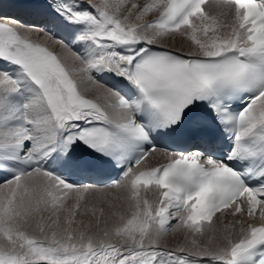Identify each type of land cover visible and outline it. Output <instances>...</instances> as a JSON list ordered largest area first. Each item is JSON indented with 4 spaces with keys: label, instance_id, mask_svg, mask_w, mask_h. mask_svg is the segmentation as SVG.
Masks as SVG:
<instances>
[{
    "label": "snow or ice",
    "instance_id": "obj_1",
    "mask_svg": "<svg viewBox=\"0 0 264 264\" xmlns=\"http://www.w3.org/2000/svg\"><path fill=\"white\" fill-rule=\"evenodd\" d=\"M215 8L209 0H60L54 11L83 47L71 68L25 25L0 21V61L14 66L0 70V173L11 174L0 183V264H264V0ZM169 34L195 51L157 50ZM104 74L128 92L106 87ZM89 85L103 104L82 94ZM185 128L209 148L139 167L158 151L157 137ZM213 128L226 139L219 156ZM86 157L135 167L102 187L62 175L89 166ZM225 210L260 222L238 220L237 235L227 225L217 238L214 217ZM111 217L118 222L109 225ZM169 232L183 242L161 246Z\"/></svg>",
    "mask_w": 264,
    "mask_h": 264
},
{
    "label": "bare ground",
    "instance_id": "obj_2",
    "mask_svg": "<svg viewBox=\"0 0 264 264\" xmlns=\"http://www.w3.org/2000/svg\"><path fill=\"white\" fill-rule=\"evenodd\" d=\"M1 3H4L3 0H0ZM132 2H136L138 4H140L141 6H143V4L146 2V0H132ZM218 2H222V0H209V7L212 8L213 11H218V9L215 8V4ZM157 13L153 12L148 14L142 22L156 16ZM134 19V18H133ZM0 21L4 22V23H9L12 24L15 21L12 20H7V19H1ZM28 28H25L24 30L29 31L31 33V38L35 41L41 42V43H46L48 47H50L53 51H55L58 55H60V57L65 61V63L71 68L74 65H78V61L74 60V57L72 55V51H69L67 48L64 47L63 44H61L60 42L54 40V39H48V37L50 36L49 34H45L44 31H42L39 28H36L34 26H26ZM34 27V28H33ZM52 37V36H51ZM161 44L163 45H169L172 48L175 49H179V50H188V52L191 51H195V46L192 44L191 41H185L184 38H182V35L177 36V34H169L168 36L164 37L161 41ZM183 48V49H182ZM77 81H81L82 79H86V77L82 76L81 74H76L74 77ZM108 88V85H105ZM82 94L85 95L87 98L90 99H96L98 103L103 104L104 101L101 98H98V93L96 91V89L89 85L86 89H82ZM159 159L157 162L156 160ZM169 159V154L165 153L161 150H158L155 153H152L150 156L147 157V159L145 160L143 167L148 168V167H154L162 162H165ZM114 191V190H113ZM97 194L96 193H89L88 195L86 194L87 200L92 201L94 200L95 196ZM115 195H126L123 192H119ZM142 195L146 196L149 200L154 199L155 198V194L152 191H148L145 193H142ZM75 199V194L74 196H72V199H69V201H74ZM68 201V202H69ZM118 203L120 204V207L118 209L119 212H121L122 214H124L125 216L130 215V213L127 210V204L125 201H118ZM106 212H107V208H106ZM48 215V214H46ZM78 220L81 219V217H77ZM86 221L88 219H90V217H85L83 218ZM241 220L243 221V226H247L248 223H257L259 222L258 217L256 219H250L249 217H247L246 215H232L231 214V210L228 212H223L218 214L215 218H214V224L216 223V221H218V224L216 225L217 228L219 229V231L216 233L217 238H219L225 231V226L227 225H233L234 227L232 229H229L230 231L233 232V235H237L239 232V228L241 225L236 224V221ZM118 222V217H111L108 220L109 225ZM95 224V222L93 221V225ZM75 227V226H74ZM31 230V229H29ZM93 230L94 227H93ZM183 242V235L182 233H178V232H169L168 235H166L163 240L161 241V246H167V247H172L171 244H174L176 246L177 243H182ZM163 243V245H162ZM174 246V247H175Z\"/></svg>",
    "mask_w": 264,
    "mask_h": 264
},
{
    "label": "rangeland",
    "instance_id": "obj_3",
    "mask_svg": "<svg viewBox=\"0 0 264 264\" xmlns=\"http://www.w3.org/2000/svg\"><path fill=\"white\" fill-rule=\"evenodd\" d=\"M26 28H28V27H26ZM34 28V27H33ZM46 34V33H45ZM179 35H181V34H177V36H179ZM182 38H184V40L185 41H190L186 36H184V35H182ZM160 45H162V46H166V47H170V48H172L171 46H169V45H163V44H160ZM175 49V48H174ZM183 49V48H182ZM177 50H179V49H177ZM179 51H181V52H183V53H188V50H179ZM159 159H157L156 160V162L158 161ZM89 194V193H88ZM87 194V195H88ZM113 194H117L116 192H115V190L113 191ZM73 196H74V194H73ZM96 197V196H95ZM86 199H87V197H86ZM69 204H71V203H73V201H69L68 202ZM83 218H85V217H83ZM78 219V218H77ZM218 224V221H216V223H215V226ZM217 227V226H216ZM162 245H163V243H162ZM172 245V247H174L175 245L174 244H171Z\"/></svg>",
    "mask_w": 264,
    "mask_h": 264
}]
</instances>
